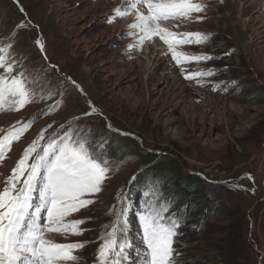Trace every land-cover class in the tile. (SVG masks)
Instances as JSON below:
<instances>
[{"label": "rangeland", "instance_id": "rangeland-1", "mask_svg": "<svg viewBox=\"0 0 264 264\" xmlns=\"http://www.w3.org/2000/svg\"><path fill=\"white\" fill-rule=\"evenodd\" d=\"M122 2L0 0V42L13 43L11 54L26 74L42 78L43 69L56 65L58 71L47 73L53 86L70 77L83 89L65 80L63 97L0 112V135L16 121L38 117L0 164V187L41 129L51 124L50 135L81 117L77 123L91 126L95 140L106 138L113 171L92 197L96 202L73 216L88 218L81 226L87 231L50 234L58 243L86 242L75 252L79 264H96L101 226L110 222L118 193L131 201L128 237L134 247L125 264H141L138 214L146 198L157 196L170 203L168 215L181 219L176 264H264V0H199L205 11L196 15L203 19L173 29L211 35L203 45L184 48L214 57L184 66L188 73L214 70L216 75L203 78L204 86L184 79L170 56L162 55L166 46L158 38L127 51L135 39L121 34L134 16L108 22ZM22 21L27 26L16 29ZM58 99L59 108L39 115ZM89 102L103 115L83 116ZM108 124L118 131L109 132ZM184 176L193 177V186L179 183ZM188 185L193 195L180 190Z\"/></svg>", "mask_w": 264, "mask_h": 264}, {"label": "snow or ice", "instance_id": "snow-or-ice-1", "mask_svg": "<svg viewBox=\"0 0 264 264\" xmlns=\"http://www.w3.org/2000/svg\"><path fill=\"white\" fill-rule=\"evenodd\" d=\"M204 11L205 5L199 0H123L109 13L108 22L134 16L121 34L135 39L134 43L127 45V51L142 50L145 41L152 42L158 38L166 46L162 55L170 56L184 79L204 86L203 78L212 77L216 72L198 69L188 73L184 66L191 62H207L214 57L188 53L184 48L203 45L211 35L173 30L185 22L202 20L203 16L196 14ZM26 26L22 21L16 29ZM15 34L14 29L12 35ZM34 43L41 53L45 52L41 39L37 38ZM12 47V42H0V112H18L31 103L52 99L57 94L63 97L65 80L83 93L80 85L70 77L52 85L47 73L58 71L56 65L49 64L43 69L42 78L26 74L11 54ZM44 59L47 60L46 54ZM18 67L22 70L17 71ZM231 84L235 86L237 82L232 81ZM62 103V99L55 100L46 109L39 110V115L51 114ZM89 107L90 111L83 116L103 115L91 102ZM37 118L33 114L27 121H16L0 135V164L7 158L12 145L19 142ZM80 119L74 117L50 135L47 129L52 127L51 124L41 129L4 178L0 187V264H79L75 252L82 250L86 242L58 243L50 234L83 235L87 229L81 226L88 223V218L74 219L73 216L96 202L92 197L102 191L113 171V165L104 151L106 138L95 140V130L89 125L77 123ZM108 131L118 130L108 124ZM246 175L252 179L250 174ZM117 201L109 208L110 222L101 226L96 264H125L134 247L128 237L131 201L123 193H118ZM170 207L169 202L158 196L155 199L146 198L145 206L138 214L143 245L138 250L141 264H176L178 253L174 244L175 238L182 235V224L176 214H167Z\"/></svg>", "mask_w": 264, "mask_h": 264}, {"label": "trees", "instance_id": "trees-1", "mask_svg": "<svg viewBox=\"0 0 264 264\" xmlns=\"http://www.w3.org/2000/svg\"><path fill=\"white\" fill-rule=\"evenodd\" d=\"M164 169V168H163ZM163 169H161V171L163 170ZM192 178L193 177H191V176H184L181 180L179 179V183L181 182V181H186V182H188V183H190V185H191V180H192ZM190 185H188L186 188H184V187H182V188H180V190L181 191H184V192H186V193H190V195H193L192 194V192H190V188H191V186H193V183H192V185L190 186ZM179 189V188H178ZM197 191V190H196ZM205 203V202H204ZM209 206H213V205H209ZM215 209L217 208V210L220 212V213H223V214H225L226 213V211H225V209L222 207V206H220V205H215V206H213ZM215 209H213V210H215Z\"/></svg>", "mask_w": 264, "mask_h": 264}]
</instances>
